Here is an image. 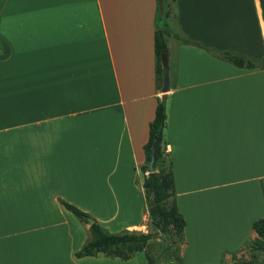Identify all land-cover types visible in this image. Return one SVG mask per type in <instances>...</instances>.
I'll use <instances>...</instances> for the list:
<instances>
[{
	"label": "crops",
	"instance_id": "1",
	"mask_svg": "<svg viewBox=\"0 0 264 264\" xmlns=\"http://www.w3.org/2000/svg\"><path fill=\"white\" fill-rule=\"evenodd\" d=\"M156 9L157 0H0V264H147L142 251L76 256L89 225L61 201L109 232L147 224L140 167L163 93ZM175 13L166 138L182 256L220 264L257 237L252 222L264 216V0H176Z\"/></svg>",
	"mask_w": 264,
	"mask_h": 264
},
{
	"label": "trees",
	"instance_id": "2",
	"mask_svg": "<svg viewBox=\"0 0 264 264\" xmlns=\"http://www.w3.org/2000/svg\"><path fill=\"white\" fill-rule=\"evenodd\" d=\"M174 6L176 0H172ZM167 6V7H166ZM172 8L164 4V0H157V9L154 28V53H155V73L156 87L161 92L163 86L162 56L167 54L168 47L165 35L169 32L165 18L169 17ZM176 19V13L174 12ZM180 40L183 43H190L191 40L179 32ZM217 56L230 61L237 66L250 67L251 62H244L238 57L228 54L212 52ZM169 57V56H168ZM170 89L173 87V73L169 63ZM171 95L161 93L157 97L154 117L149 122L148 140L144 144L145 163L140 167L143 173L142 182H139L144 194L145 209L148 216L147 224L152 231L141 232L137 230H124L113 233L104 229L87 212L66 201H61L63 205L77 216L82 222L89 225V238L76 252V256H96L102 253L108 257H118L122 260L130 259L135 252L142 251L145 254L147 264H153L150 253L152 241L163 234L168 243L165 251L174 253L179 264H184L182 248L187 243L185 234L186 221L178 209L176 203V190L172 167L171 153L167 149L168 140L166 138L167 108ZM155 146V167L154 172L146 173V167L150 160L152 147ZM88 218L93 222L89 223ZM252 229L257 234V240H262L264 249V216L252 222ZM223 259L221 260V263Z\"/></svg>",
	"mask_w": 264,
	"mask_h": 264
},
{
	"label": "rangeland",
	"instance_id": "3",
	"mask_svg": "<svg viewBox=\"0 0 264 264\" xmlns=\"http://www.w3.org/2000/svg\"><path fill=\"white\" fill-rule=\"evenodd\" d=\"M164 4H169L172 8L170 16L165 18L168 29L171 32L177 31L178 28L174 17V2H172V0H164ZM135 230L144 233L152 231L148 224L136 228ZM167 243L168 241H166V237L163 234H160L152 241L150 253L153 264H179L173 252L170 253L165 251L164 248ZM262 243L263 241H258L257 238L250 239L232 255L229 254L224 256V258H222L223 262H220V264H264V249L261 246Z\"/></svg>",
	"mask_w": 264,
	"mask_h": 264
},
{
	"label": "water",
	"instance_id": "4",
	"mask_svg": "<svg viewBox=\"0 0 264 264\" xmlns=\"http://www.w3.org/2000/svg\"><path fill=\"white\" fill-rule=\"evenodd\" d=\"M162 69H163V86L161 92L167 93L170 90V76H169V64H168V56L167 54L162 56ZM155 146L152 147L150 153V160L146 167L147 173L154 172L156 170L155 167ZM88 222L92 223L93 219L88 218Z\"/></svg>",
	"mask_w": 264,
	"mask_h": 264
}]
</instances>
